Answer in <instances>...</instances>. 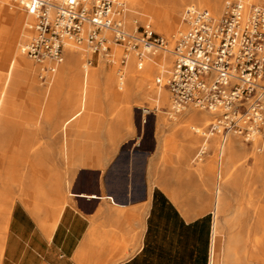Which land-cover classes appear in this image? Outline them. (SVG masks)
<instances>
[{
	"label": "crops",
	"instance_id": "crops-1",
	"mask_svg": "<svg viewBox=\"0 0 264 264\" xmlns=\"http://www.w3.org/2000/svg\"><path fill=\"white\" fill-rule=\"evenodd\" d=\"M183 5L214 0L138 2L165 28ZM1 28L0 264H208L215 218L264 238V155L207 136L212 121L200 134L217 114L136 106L141 78L97 54L65 50L52 74L20 63Z\"/></svg>",
	"mask_w": 264,
	"mask_h": 264
},
{
	"label": "built area",
	"instance_id": "built-area-1",
	"mask_svg": "<svg viewBox=\"0 0 264 264\" xmlns=\"http://www.w3.org/2000/svg\"><path fill=\"white\" fill-rule=\"evenodd\" d=\"M11 1L34 19L20 53L43 72L51 73L63 61L67 43L86 46L107 63L111 47L121 48L122 67L129 54L141 60L166 47L148 25L127 30L118 0ZM182 21L187 31L174 39L173 67L162 86L172 111L192 107L215 113L207 136L234 134L264 153V7L225 0L216 22L206 11L193 9L185 10Z\"/></svg>",
	"mask_w": 264,
	"mask_h": 264
},
{
	"label": "bare ground",
	"instance_id": "bare-ground-1",
	"mask_svg": "<svg viewBox=\"0 0 264 264\" xmlns=\"http://www.w3.org/2000/svg\"><path fill=\"white\" fill-rule=\"evenodd\" d=\"M119 2H121L120 0H118ZM141 1V0H139ZM137 0H129V3H131L132 5L134 6H137L138 7V2ZM158 1V0H157ZM206 1V0H205ZM242 2H245V1H252L254 3H257V4H264V0H241ZM0 2H2V4H0V23L2 25H0L1 27L3 26L4 28H1L2 31L5 30L8 32V33H11L12 36L14 37V39L16 38L17 36V30H18V27L21 25L22 28L20 30V32L22 33V37L26 34V32H28V34L25 35L26 39L29 35H31V31L29 29L30 25L33 23L34 19L32 17H30L29 15H27L23 10L22 8L18 5V3H15L11 0H0ZM208 2V1H207ZM215 2V7L213 5V9H211L210 7H208V14L209 16L211 17L212 20H214V22H216L219 18H217L219 16V3H220V0H214ZM122 3V2H121ZM148 3V2H147ZM123 4V7H124V12L122 14V19L123 21H125V17H124V14L126 12V8H125V5L124 3ZM252 4V3H251ZM150 5V4H149ZM200 6V5H198ZM197 6V7H198ZM212 7V6H211ZM146 8V7H145ZM198 8H202L201 6L198 7ZM189 9H193V8H189ZM177 10V9H176ZM194 10V9H193ZM197 10V9H196ZM150 11V10H149ZM173 11V10H172ZM181 11V9H180ZM180 11H176L174 13H172L169 17H171V19L173 20V23L168 26L167 25V28H165L163 25L160 26V24H157L155 23V21L157 20L156 18H159L157 15H155V18L153 20H155L153 23V25H155V27L157 29H161V30H164V31H170V29H173L174 27H177L176 23H178V14ZM197 11H204V10H197ZM185 12V11H184ZM183 12V13H184ZM146 13V12H145ZM154 13V12H153ZM147 14V13H146ZM149 14V13H148ZM152 15V14H150ZM165 15V14H164ZM163 15V17H164ZM180 15V14H179ZM183 15V14H182ZM168 15H165V17H167ZM213 17V18H212ZM220 17V16H219ZM153 18V17H152ZM217 18V19H215ZM166 19V18H165ZM168 19V17H167ZM170 19V20H171ZM152 20V19H151ZM162 21H165V20H162ZM181 24H182V29L177 31L175 34V36L173 37L174 39L177 38L178 34L179 33H185L187 31V27L185 26V24L183 23L182 19H181ZM135 25H139L137 22L136 24H134V27ZM165 25V23H164ZM162 26L164 28H162ZM126 27V26H125ZM134 27L132 29H128L126 28L127 30L129 31H132L134 29ZM154 27V26H153ZM179 27V26H178ZM152 30V29H151ZM153 31V30H152ZM154 32V31H153ZM155 33V32H154ZM4 34V33H3ZM157 34V33H156ZM160 35V34H158ZM162 36V35H160ZM26 39H22L26 42ZM164 39V38H163ZM165 40V39H164ZM174 41L171 42V50L168 49L167 45L165 47V50L164 51H159V52H166L168 54H171L172 57H173V54H172V51H173V46H174ZM20 42V41H19ZM166 42V41H165ZM14 43V42H13ZM11 43V44H13ZM22 44V42H21ZM21 44L19 43L18 46H21ZM17 46V47H18ZM73 44L71 43H67L65 44L64 46V50H70L76 46H74ZM115 47V46H113ZM167 48V50H166ZM9 50V49H8ZM122 51V49H121ZM20 52V51H19ZM17 51V53H19ZM122 54V52H121ZM121 54H120V57H121ZM164 54V55H165ZM5 55V54H4ZM9 55V54H8ZM17 55V54H16ZM20 55V53H19ZM18 55V58L20 59V63L21 62V56ZM163 55V54H162ZM154 56V55H152ZM151 56V57H152ZM166 56V55H165ZM165 56H162V57H165ZM16 57V56H15ZM102 57V56H101ZM120 57H119V63H120ZM149 56V58H151ZM17 58V57H16ZM16 59V60H13L14 63L15 61H19V59ZM112 60H111V64L114 63L113 61V54L111 55L110 57ZM148 57H145V58H142L141 60L137 59L136 57H134V55H130L129 54V57H128V60L125 64L124 67H122L120 64V68L121 70H123L126 66H128L129 62L134 61V65H135V69H138L137 68V65L138 63H142L145 59H147ZM14 59V58H13ZM11 61V60H10ZM12 61V62H13ZM173 61H174V57H173ZM146 62V61H145ZM4 63V62H3ZM14 63H12V66H14ZM170 63V60L168 61H165L164 62V66H168ZM2 64V63H1ZM18 64V63H17ZM10 65V64H9ZM22 65V64H21ZM131 65V64H130ZM133 65V64H132ZM145 72L148 73L149 71V76L152 78L154 77V80L150 79L149 82H150V86H155L157 88V90L159 89V93H161V91L165 92L168 94V97H167V94H159V101L161 104H165L168 100H169V108H170V111L174 114V115H178V114H181L182 112L180 113H175L172 111V108H171V103H170V95L168 93V91L162 87L163 84L162 82L163 81H166L164 80L163 78H165L164 76V73H160L159 70H155L151 67V64L149 63H145ZM6 67V64L4 65ZM11 66V65H10ZM18 66V65H17ZM28 66V65H27ZM25 66V67H27ZM58 66V65H57ZM54 67L53 71L50 73H54L55 72V69L56 67ZM142 66V65H140ZM24 67V66H23ZM29 67V66H28ZM52 67V66H51ZM173 67V66H172ZM10 68V67H9ZM8 68V69H9ZM12 68V67H11ZM10 68V70H11ZM21 68V67H19ZM131 68V67H130ZM133 68V67H132ZM131 68V69H132ZM142 68V67H141ZM140 68V69H141ZM165 68V67H164ZM14 70V68H12ZM16 69V68H15ZM134 69V70H135ZM172 69V68H171ZM12 70V71H13ZM129 70V69H128ZM9 71V70H8ZM11 71V72H12ZM130 71V70H129ZM133 71V70H131ZM163 71V70H162ZM171 71V70H170ZM169 71V72H170ZM28 72V71H27ZM169 72H165V73H168ZM156 80H158L160 83V85H158L156 83ZM163 80V81H162ZM164 88V89H163ZM163 89V90H162ZM156 107V106H154ZM157 108V107H156ZM188 108H192V107H188ZM187 108V109H188ZM186 109V110H187ZM194 109V108H192ZM196 110V109H194ZM185 111V110H184ZM183 111V112H184ZM197 111H200V112H207V111H201V110H197ZM205 116V115H204ZM207 117V116H205ZM200 118L202 119L203 117L200 116ZM204 120V119H202ZM205 121V120H204ZM215 120H213L210 124H212ZM234 135V134H233ZM237 136V135H235ZM238 138H240L239 136H237ZM241 139V138H240ZM255 146V150H256V147H257V144L254 143L253 144ZM257 152V150H256ZM259 153V152H258ZM262 155H264V153H260ZM216 217V216H215ZM232 221V220H231ZM229 221V222H231ZM1 222V220H0ZM237 222V221H236ZM2 223V222H1ZM0 223V224H1ZM3 226V225H2ZM0 226V258H1V254H2V231H3V227ZM227 226V225H226ZM222 234V231H221V224L220 222H218L216 220V218L214 219V222H213V229H212V236H211V246H210V258H209V263L208 264H264V238H251L249 236H244V235H241L240 232L238 231H230V229H228V231L226 232V235L224 236L223 238V244H222V247H221V254H220V258L218 259V261L216 260V251H217V247H218V243H219V240H220V236Z\"/></svg>",
	"mask_w": 264,
	"mask_h": 264
},
{
	"label": "rangeland",
	"instance_id": "rangeland-1",
	"mask_svg": "<svg viewBox=\"0 0 264 264\" xmlns=\"http://www.w3.org/2000/svg\"><path fill=\"white\" fill-rule=\"evenodd\" d=\"M120 1L122 3H124L125 8H126V12L124 14V17H125L124 23H125L126 28L132 29L134 27V24L136 22L139 25H142V26L143 25H148L155 33L162 35V37L166 41V45H167L168 49L171 50V48H172L171 42H173V40H174L173 37L175 36V34H177L176 32L179 31V30H181L182 27H183L182 24H181L182 14H183L184 10H186L188 8V5H183L181 7V11L179 12L180 15L178 14V19H177L178 20V23H176L177 27H174L173 29H170V31L169 30L168 31H164V30H161V29H157L155 27V25H153L154 24L153 22L155 21L153 19L155 18V15H157L159 18H156L157 20L155 21V23L160 24L159 21L165 19L163 17V15L165 14V12H157L155 14L153 13L152 15H150V13L149 14L148 13L146 14L144 11L141 10V8H139L137 6H134L131 3H129V0H120ZM224 1L225 0H220V3H219V13L220 14H219V16L221 15V11H222V7H223V4H224ZM250 3H252L254 5L261 6V7H264V4H257V3H254L252 1H250ZM0 4H2V2H0ZM214 7H215V2H214ZM214 7H212L211 9H213ZM198 10H204V11H206L208 13V7L198 8ZM219 16L217 18H219ZM217 18H215V19H217ZM172 23H173V20H172ZM21 28H22V26L20 25L18 27V30H17V36L15 38L16 45H18L19 43L21 44V42H22V44L25 43V41L22 40V39H26L25 35L28 34V32H26V34L22 37V33L20 32ZM170 40H171V42H170ZM18 47L20 48V46H18ZM72 49H73V52H76V53L81 54V56H83V59L84 60L90 58L91 51L86 46L74 47ZM72 49H70L68 51H72ZM166 50H167V48H166ZM121 52H122L121 51V48L113 47V46L111 47V53L113 54V61H114V63L113 64H110V66L114 70H117L120 67V65H119V57H120ZM164 54H165V52H159L158 51L156 54H154V56H152V57L150 56L151 58L148 57L147 59H145L141 63V65H142L141 66L142 68L140 67L141 69H135L134 61H132V60H131V62H129L128 66H126L123 69L124 74H126L128 72V69L130 67L131 68L133 67V69H135L134 70V74H136L138 77L141 78V81L138 84L145 85V87L147 88V90L149 92V96L146 95L143 98V100H142L141 103H136V106H141L143 103H147V107L149 109H151V110L155 109L154 106H156L158 109H160L161 107H163L164 104H161L160 101H159V94H162V93L165 94L166 91L165 92L161 91V93H159V89L157 90V88L155 86H150V82L149 81H145V78L146 77H148V80H150V79L154 80V77L151 78L149 76V71H148V73L145 72V65L144 64L145 63H149V64H151V67L152 68L154 67L153 69H155V70H159L160 69L161 72H160V70H159V72L160 73H164V76L166 75L165 78H163L164 80H166V78L168 77V73H165V72L166 71L169 72L171 70V68L173 66V57H172L171 54H168L167 52L165 54L166 56ZM162 56H165V57H162ZM25 60L28 61V62H30V63H32V64H35L34 62H31L30 60H28L26 58H25ZM168 60H170L169 65L168 66H164L163 65L164 62L165 61H168ZM85 63L86 62L84 61L83 64H85ZM45 64H47V62H45ZM39 68H40V66H39ZM124 79H126V76L124 77ZM164 83H165V81L162 82V84H164ZM167 97H168V94H167ZM168 99H169V97H168ZM165 104H169V100ZM189 111L197 112V111H194V110H189ZM197 113H205V112H197ZM164 116L165 117H173L175 115L170 111V108L168 107L167 112H166V114ZM213 118H215V117L214 116H211L207 120V122L205 123V125L203 127H201V129H199V133L200 134H202L203 131L205 130V128H207V125L211 121H213L212 120ZM262 157H264V156H262ZM223 238H224V236H220V240H219L218 247H217V251H216V260L217 261L220 258L221 247H222V244H223Z\"/></svg>",
	"mask_w": 264,
	"mask_h": 264
}]
</instances>
